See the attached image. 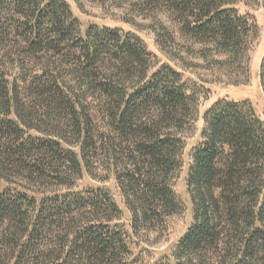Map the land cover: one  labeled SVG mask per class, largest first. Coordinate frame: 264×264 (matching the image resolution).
I'll use <instances>...</instances> for the list:
<instances>
[{"label":"trees","instance_id":"1","mask_svg":"<svg viewBox=\"0 0 264 264\" xmlns=\"http://www.w3.org/2000/svg\"><path fill=\"white\" fill-rule=\"evenodd\" d=\"M259 1L139 4L170 15L213 80L244 85L260 29L238 5ZM157 34L183 59L162 23ZM260 79L264 91V59ZM202 95L138 35L83 34L66 0H0V264H133L120 205L79 183L114 177L132 234L164 228L184 209L174 183ZM204 124L187 180L193 224L157 264H264V119L222 99Z\"/></svg>","mask_w":264,"mask_h":264},{"label":"rangeland","instance_id":"2","mask_svg":"<svg viewBox=\"0 0 264 264\" xmlns=\"http://www.w3.org/2000/svg\"><path fill=\"white\" fill-rule=\"evenodd\" d=\"M75 16L81 22V30L86 34L92 25L120 29L132 32L141 37L147 48L152 52L157 61L170 63L184 72L185 76L203 87V97L200 101L199 115L196 125L188 135L186 148L183 154V167L175 180V191L184 204L182 213L170 217L164 228L142 233L140 236L132 234L131 214L128 211L120 189L114 177L107 182L92 180L87 174L79 184L81 187L93 186L108 189L123 210L122 224L130 234L129 242L133 252V264H157L161 260L171 258L180 239L186 234L193 224V205L188 193L187 180L192 166V151L201 141V132L204 129V114L214 103L227 99L233 101H249L256 113L264 119V91L261 86L260 68L264 59V0L257 5L247 6L239 4L242 13H251L260 29L257 40L250 50V80L244 85H232L226 82L213 80L211 71L204 66L203 60L197 53L198 46L184 38L176 22L165 12H145L139 4L140 0H66ZM161 23L167 27L170 34L175 37L173 50L181 53L183 59L172 60L163 53L157 43V32ZM210 81L209 83L204 82ZM99 117V114H98Z\"/></svg>","mask_w":264,"mask_h":264}]
</instances>
